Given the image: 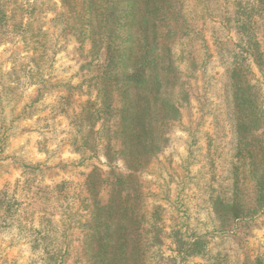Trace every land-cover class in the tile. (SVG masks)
<instances>
[{"label": "trees", "instance_id": "trees-1", "mask_svg": "<svg viewBox=\"0 0 264 264\" xmlns=\"http://www.w3.org/2000/svg\"><path fill=\"white\" fill-rule=\"evenodd\" d=\"M187 1L61 0L55 21L75 35L79 50L89 46L84 79L72 88L86 87L88 99L75 106L74 92L62 97L69 143L107 169L94 166L81 184L48 185L36 181L39 165H21L23 180L0 193V231L24 236L35 264H264V253L240 257L235 247L264 217V99L255 73L264 71V0ZM13 4L0 0V46L17 38L29 46L33 65L22 66L21 82L14 81L28 88L43 82L47 34L24 14L31 11ZM215 57L223 68L219 96L229 99L235 134L227 176H215L206 191L211 229L198 232L188 221L169 227L146 177L180 141L193 154L198 141L183 121L193 80ZM12 126L0 127V152ZM214 238L233 246L215 251Z\"/></svg>", "mask_w": 264, "mask_h": 264}, {"label": "rangeland", "instance_id": "rangeland-1", "mask_svg": "<svg viewBox=\"0 0 264 264\" xmlns=\"http://www.w3.org/2000/svg\"><path fill=\"white\" fill-rule=\"evenodd\" d=\"M191 2L187 1L189 4ZM12 3L31 11L24 14L28 16L31 13L34 26L43 27L47 34L44 38L46 60L48 57L50 60L44 65L41 84L19 88L14 81L21 82L20 68L33 65L29 59V46L20 38L0 46V127H9L11 121L13 124L6 133L5 148L0 152V193L13 191L14 186L23 180L21 165L24 163L39 165L36 181L48 185L66 180L81 184L94 166L107 169L104 161L82 158L73 152L67 134L70 115L61 113L62 97L68 96L70 91L75 93L72 99L75 106L88 99L82 92L87 91L86 87L82 91L72 88L84 79L81 65L89 46L86 44L83 51L79 50L80 43L75 35L65 34L62 20L55 21L64 11L61 0H12ZM34 4H37L34 7L36 11L30 7ZM27 21L28 18H25L24 22ZM212 25L213 22H208L204 26L211 49ZM44 60L45 57L42 62ZM16 62L20 65L14 68ZM222 73L221 62L215 57L208 60L205 76L199 75L198 79L193 80L191 111L183 121V126L189 128V133H193L198 141L192 148L193 154L188 153L180 141L175 148L160 155L146 177L151 182L154 195L151 198L166 207L165 218L169 227L188 221L198 232L212 228L206 191L215 182V176H219L218 179L227 176V170L223 167H228L227 160L235 141L230 104L227 102L229 99L219 96ZM255 73L264 99V71L259 72L256 67ZM215 116L218 117L217 123ZM177 135L188 139L186 132L177 130ZM29 221L26 226L30 225ZM232 242L214 238L211 239V248L213 244L215 251L227 250L233 246ZM235 247L240 257L247 255L254 258L258 253H264V217L249 238L243 244H235ZM33 259L34 255L24 236L0 231V264H35ZM188 264L208 263L194 259Z\"/></svg>", "mask_w": 264, "mask_h": 264}]
</instances>
